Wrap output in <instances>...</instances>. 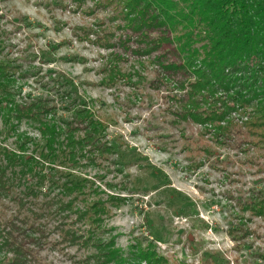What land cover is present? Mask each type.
<instances>
[{"label":"rangeland","instance_id":"rangeland-1","mask_svg":"<svg viewBox=\"0 0 264 264\" xmlns=\"http://www.w3.org/2000/svg\"><path fill=\"white\" fill-rule=\"evenodd\" d=\"M128 25L121 9L98 0H0L8 97L47 112L10 116V125L0 120V142L15 150L23 144L36 159L40 150L48 154L41 120L60 141L66 131L80 140L59 144L62 163H44L55 168L47 179L78 184L74 211L100 204L97 226L88 219L75 225L129 256L122 264H145L144 252H156L162 264H264V135L245 134L263 116L264 98L246 95L245 73L227 69L236 80L229 92L193 88L207 69L201 57L183 65L167 52L175 44L155 48V38L150 44ZM164 33L159 27L152 35ZM211 108L222 113L213 118L205 112ZM61 252L41 254L51 264H77L95 247Z\"/></svg>","mask_w":264,"mask_h":264},{"label":"trees","instance_id":"trees-1","mask_svg":"<svg viewBox=\"0 0 264 264\" xmlns=\"http://www.w3.org/2000/svg\"><path fill=\"white\" fill-rule=\"evenodd\" d=\"M98 1L106 2L107 6H114L116 10L121 9L128 20V27L137 31L138 36L151 38L150 44L155 38V48L164 43L175 44V48L169 47L167 52H175L182 57L183 65L193 63L201 57L200 66H206L207 69L201 72L202 80L200 77L198 81L192 82L193 88H206L208 93L214 94L221 87L227 93L236 81H230L228 72L234 71L241 76L245 73V78L239 80V83L240 88L244 87L242 90H246V95L250 92L253 99L264 98V0ZM159 27L165 35H152ZM10 67L0 62V88L6 95L5 98L0 97V112L4 113L3 116L0 114V120L10 125V116L17 121L34 120L32 114L35 113L39 118L47 113L36 101L25 106L8 97L13 84L8 78ZM246 76L251 78L248 80ZM234 77L237 79V76ZM1 78L5 80L1 81ZM242 90L240 94H243ZM241 99L245 100V95L237 98ZM220 105L226 107L223 103ZM221 111L211 108L205 112L214 118ZM260 115L263 116L248 123L245 134L264 135V113L260 112ZM43 123L45 127L40 128V132L46 137L45 149L48 154L40 150L38 159L27 155L23 144L15 150L0 142V264H51L41 252L50 247L60 252L63 250L61 253L65 254L64 249L69 245L95 247V254L76 262L77 264L128 262L130 257L118 251L112 243L95 241L94 231L87 229L81 232L76 227L75 224L83 219H88L92 225L99 224L100 216L96 215L104 213V209L97 202L73 210L76 198L72 194L77 191L78 184L73 183V180L59 184L53 179L55 168L46 167L44 163L48 160L50 163L60 162L57 155L59 144L76 147L81 142L75 141L68 131L61 134L63 140L60 141L59 133L53 132L46 121L41 120L40 124ZM92 138L96 137H89ZM71 160L73 158L69 161ZM46 168L49 170L48 174L45 172ZM50 174H53V178L47 179ZM46 181L50 185L44 192L42 189L45 188ZM51 186L59 188L61 192L51 191ZM60 194L71 198L66 201ZM73 214L76 215L75 219L72 218ZM53 234L58 238L52 241ZM151 251L153 253L154 249ZM138 259L145 261V264H162V258L156 252L152 255L144 252Z\"/></svg>","mask_w":264,"mask_h":264}]
</instances>
